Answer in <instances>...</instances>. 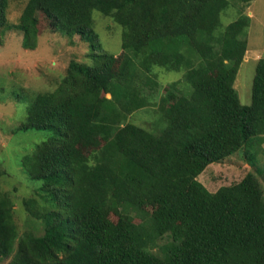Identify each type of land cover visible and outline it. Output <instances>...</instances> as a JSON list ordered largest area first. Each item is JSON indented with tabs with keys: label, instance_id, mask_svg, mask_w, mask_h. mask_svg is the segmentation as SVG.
Masks as SVG:
<instances>
[{
	"label": "trees",
	"instance_id": "16d2710c",
	"mask_svg": "<svg viewBox=\"0 0 264 264\" xmlns=\"http://www.w3.org/2000/svg\"><path fill=\"white\" fill-rule=\"evenodd\" d=\"M251 1L239 0L238 17L221 27L228 0H28L16 26L0 0V33L18 30L25 48L45 29L78 36L90 43L92 63L72 59L53 91L25 96L16 132L51 136L20 165L52 209L23 199L44 229L18 236L13 203L0 188V264H264L256 175L215 192L198 181L239 150L256 168L264 141V58L249 105L234 87ZM93 11L122 28L119 54L102 51ZM157 68L182 72L191 93L181 82L168 85L158 110L166 125L153 133L129 118L149 105L137 84L158 88ZM165 236L170 242L159 245Z\"/></svg>",
	"mask_w": 264,
	"mask_h": 264
},
{
	"label": "rangeland",
	"instance_id": "374dc122",
	"mask_svg": "<svg viewBox=\"0 0 264 264\" xmlns=\"http://www.w3.org/2000/svg\"><path fill=\"white\" fill-rule=\"evenodd\" d=\"M27 1L7 0L8 25H18ZM228 2L229 6L221 14V27L234 21L241 9L239 0ZM243 11L250 17V25L243 35L247 41L248 51L246 61L238 70L234 87L240 103L249 105L255 65L259 58H264V0L251 1ZM91 28L97 35L102 51L116 55L120 53L122 28L111 18L93 11ZM22 42L23 35L16 29L9 28L0 33V170L6 172L0 179V188L7 193L13 203L18 236L25 231L41 236L44 225L25 211L22 201L28 197H35L39 205L47 209H52L50 206L52 204L45 195L38 193L40 182L28 178L20 165V160L22 156L33 151L37 144L48 139L51 132L17 133L16 129L25 120L28 105L25 96L53 91L72 59L91 66L92 63L87 58L91 47L89 42L81 41L78 36L70 38L59 33L53 34L46 29L34 40L35 46L25 48ZM155 72L158 74L159 86L154 91L137 84L142 96L148 98L149 105L134 113L129 121L150 132L160 133L166 125L158 111L159 107L161 108L160 98L168 90V85L181 82L185 95H190L191 88L183 82L182 72L159 68ZM149 91L152 94L149 95ZM257 152L256 168L246 164L239 150L222 163L208 165L198 177V181L210 192H215L220 186L239 182L250 171L256 175L264 191V141L259 149L257 148ZM167 242H170V239L165 236L159 245Z\"/></svg>",
	"mask_w": 264,
	"mask_h": 264
},
{
	"label": "crops",
	"instance_id": "0c3cea01",
	"mask_svg": "<svg viewBox=\"0 0 264 264\" xmlns=\"http://www.w3.org/2000/svg\"><path fill=\"white\" fill-rule=\"evenodd\" d=\"M247 53V52H246ZM248 59V58H247ZM244 61H246V58H245V60Z\"/></svg>",
	"mask_w": 264,
	"mask_h": 264
}]
</instances>
